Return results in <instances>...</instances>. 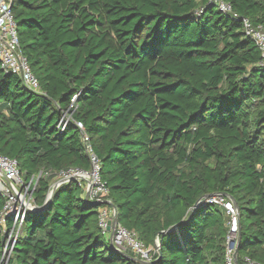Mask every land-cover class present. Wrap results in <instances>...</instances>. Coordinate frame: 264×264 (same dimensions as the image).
Here are the masks:
<instances>
[{"label": "trees", "instance_id": "trees-1", "mask_svg": "<svg viewBox=\"0 0 264 264\" xmlns=\"http://www.w3.org/2000/svg\"><path fill=\"white\" fill-rule=\"evenodd\" d=\"M226 1L239 18L211 0H12L43 93L0 67L1 152L26 181L49 173L38 209L56 173L90 167L81 131L60 124L69 110L101 158L119 223L155 249L142 263L112 248L99 222L111 204L86 201L73 180L27 212L7 262L6 217L0 264H228L223 206L201 201L167 231L214 193L238 204L239 264L264 262V58L240 20L264 28V0ZM5 203L0 194V217Z\"/></svg>", "mask_w": 264, "mask_h": 264}, {"label": "built area", "instance_id": "built-area-1", "mask_svg": "<svg viewBox=\"0 0 264 264\" xmlns=\"http://www.w3.org/2000/svg\"><path fill=\"white\" fill-rule=\"evenodd\" d=\"M216 7L234 18H239V14L234 10L232 4L226 0H211ZM243 29L247 36L251 37L262 52L264 58V28L262 25H255L249 18H241ZM264 66V60L261 62ZM0 67L6 72L16 73L20 76L23 84L32 91L43 93L40 81L34 74L28 59L20 51V37L18 33V23L12 9V0H0ZM77 96L72 99L73 106ZM74 122L81 131L82 138L86 143L89 156L90 167L83 169L79 167L62 170L56 173L62 179L57 182L60 185L77 181L84 189V194H89L90 200L108 199L109 188L101 176L102 161L93 147L88 143L89 136L85 125L81 121H75L72 112L67 110L60 121L65 127L68 122ZM41 174L43 171L40 172ZM39 173V174H40ZM47 175L49 174L46 172ZM39 176L33 175L28 181L24 180L19 169L18 161L15 158L4 155L0 150V194L6 198V203L0 217V230H6L8 215L13 216L12 226L9 231L8 239L4 250L9 246L13 247L15 240L22 233L26 214L30 210L37 209L33 196L38 184ZM52 189V188H51ZM205 203H216L225 208L228 217V233L226 236V261L228 264H235L234 254L237 246L239 233V210L234 202L224 193H217L203 199ZM107 207H102L99 213L100 226L105 234H110L109 221L113 219V213H109ZM114 246L119 251H131L141 260L151 261L155 249L146 246L139 238L135 230H130L121 223L117 224L114 234ZM4 252V251H3ZM2 260L4 255L2 253ZM244 264H264L249 255L243 258Z\"/></svg>", "mask_w": 264, "mask_h": 264}, {"label": "water", "instance_id": "water-1", "mask_svg": "<svg viewBox=\"0 0 264 264\" xmlns=\"http://www.w3.org/2000/svg\"><path fill=\"white\" fill-rule=\"evenodd\" d=\"M62 182V181H60ZM59 187V184L56 183L52 189L50 190L49 194H48V197H47V200L46 202L40 206L37 210L39 211H43L45 210L48 205L50 204L51 200H52V197L54 195V193L56 192L57 188ZM217 193H214V194H208V195H205L204 197H202L201 199H199L196 204L194 205V207L192 208L189 216L187 217V219L184 221V222H181L171 228H169L167 231L168 232H175L181 228H183L184 226H186V224L188 223L189 219L191 218L192 214L194 213V211L196 210V208L199 206V204L201 203V201H203V199L205 198H208L210 196H213ZM227 195V194H226ZM229 198L234 202L235 206L237 207V209L239 210L238 208V204L237 202L235 201L234 198L230 197ZM85 200L88 201L89 200V194L86 193L85 195ZM94 205L96 206H100L102 204H111V206L113 207L114 209V217L112 220L109 221V230L111 231V236H110V244H111V247L114 248L115 250L119 251L117 248H115L114 246V234H115V231H116V227H117V224L119 223V219H118V210L115 206H113L112 202L109 200V199H104V200H96L93 202ZM165 232V231H164ZM241 239H242V226H241V217L239 216V233H238V238H237V246H236V249H235V254H234V259H235V264H239V260H238V254H239V246H240V243H241ZM156 249L159 253H161V249L159 247V244L156 245ZM123 254H126V252H123V251H119ZM135 259H138V258H135ZM140 262L142 263H150V261H145V260H141L139 259Z\"/></svg>", "mask_w": 264, "mask_h": 264}, {"label": "rangeland", "instance_id": "rangeland-1", "mask_svg": "<svg viewBox=\"0 0 264 264\" xmlns=\"http://www.w3.org/2000/svg\"><path fill=\"white\" fill-rule=\"evenodd\" d=\"M39 177H46L47 176V173L46 172H43L42 174L40 173V174H37ZM62 178L60 177V176H55V178L52 180V183H51V187H53L57 182H59L60 180H61ZM110 211H109V213L111 214V213H113V215H114V209H113V207L111 208V209H109ZM25 227H26V224L24 225ZM109 238H110V236H111V233L110 234H108L107 235ZM10 252H11V250H10V247L8 246L5 250H4V252H3V255H4V261L5 262H7V260L9 259V257H10Z\"/></svg>", "mask_w": 264, "mask_h": 264}]
</instances>
